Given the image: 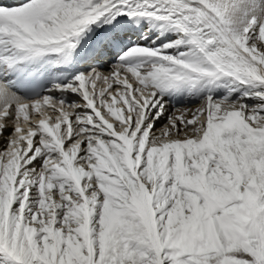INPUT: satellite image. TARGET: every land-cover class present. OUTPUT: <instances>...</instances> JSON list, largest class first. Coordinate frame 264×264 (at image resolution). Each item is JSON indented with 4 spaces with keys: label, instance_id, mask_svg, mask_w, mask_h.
<instances>
[{
    "label": "snow or ice",
    "instance_id": "6c2138e0",
    "mask_svg": "<svg viewBox=\"0 0 264 264\" xmlns=\"http://www.w3.org/2000/svg\"><path fill=\"white\" fill-rule=\"evenodd\" d=\"M0 264H264V0H0Z\"/></svg>",
    "mask_w": 264,
    "mask_h": 264
},
{
    "label": "bare ground",
    "instance_id": "6f19581e",
    "mask_svg": "<svg viewBox=\"0 0 264 264\" xmlns=\"http://www.w3.org/2000/svg\"><path fill=\"white\" fill-rule=\"evenodd\" d=\"M9 131H10V128L5 131L4 137L0 138V148L2 147V145L6 143V137L8 136Z\"/></svg>",
    "mask_w": 264,
    "mask_h": 264
},
{
    "label": "rangeland",
    "instance_id": "374dc122",
    "mask_svg": "<svg viewBox=\"0 0 264 264\" xmlns=\"http://www.w3.org/2000/svg\"><path fill=\"white\" fill-rule=\"evenodd\" d=\"M4 147H5V144L2 145V147L0 148V151H2L4 149Z\"/></svg>",
    "mask_w": 264,
    "mask_h": 264
}]
</instances>
